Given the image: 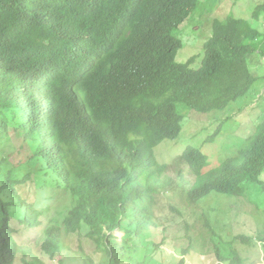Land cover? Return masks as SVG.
I'll return each instance as SVG.
<instances>
[{
  "label": "trees",
  "instance_id": "1",
  "mask_svg": "<svg viewBox=\"0 0 264 264\" xmlns=\"http://www.w3.org/2000/svg\"><path fill=\"white\" fill-rule=\"evenodd\" d=\"M198 2L0 0V142L20 141L16 164L0 158V264L16 263V225L42 227L39 250L51 260L71 236L92 245L97 264L151 259L152 194L170 167L154 148L179 135L177 104L225 110L257 81L247 56L264 58V34L229 15L212 21L199 68H190L194 57L177 63L182 43L173 32ZM252 18L264 20V4ZM179 159L193 176L187 205L218 194L264 211V118L218 165L189 147ZM40 188L69 201L60 223L47 219L49 207L35 208ZM235 243L255 244L245 235L214 244L216 264H243ZM80 257L95 264L92 253Z\"/></svg>",
  "mask_w": 264,
  "mask_h": 264
},
{
  "label": "rangeland",
  "instance_id": "2",
  "mask_svg": "<svg viewBox=\"0 0 264 264\" xmlns=\"http://www.w3.org/2000/svg\"><path fill=\"white\" fill-rule=\"evenodd\" d=\"M262 4L264 0H202L201 4L197 3L186 20L187 24L173 32L182 43L175 61L183 64L194 57L190 68L200 67L203 45L210 37L214 19L221 20L232 15L252 23L264 34V20L252 18L255 8ZM246 60L251 73L257 78L247 96L231 103L225 110L206 114L177 104L176 110L183 116L179 135L154 148L156 161L170 167L158 179L152 194L157 227L154 242L157 246L154 248L150 245L154 254L147 264H177L184 250H188L183 257L184 264H216L214 244L222 247L223 243L237 235L251 237L255 243L248 247L234 244L242 256L243 264H264V241H260L264 238V211L256 209L247 199L218 194H211L194 206L187 205L183 196L192 185L193 177L179 159L180 154L189 147L205 154L212 166L218 165L243 146L246 137L254 132L255 126L264 118V96L260 98L264 93V58L250 54ZM220 123L221 126H218ZM217 128L219 132L214 135ZM19 144L20 141L15 139L0 142V158L6 159L8 167L18 161ZM261 177L264 181V174ZM54 192L55 195L51 196L49 190L40 188L35 208L49 207L47 219L60 223L69 209V201L58 196L60 193L57 189ZM258 201L261 202L262 198ZM43 222L47 221L43 219ZM15 228L18 229L15 239L19 250L15 264H23L24 261L37 264H84L81 253H92V259L97 264L92 245L84 239L69 237L67 248L60 257L51 260L39 250L43 240L42 227L31 229L16 225ZM115 237L119 241L122 233L116 232Z\"/></svg>",
  "mask_w": 264,
  "mask_h": 264
},
{
  "label": "clouds",
  "instance_id": "3",
  "mask_svg": "<svg viewBox=\"0 0 264 264\" xmlns=\"http://www.w3.org/2000/svg\"><path fill=\"white\" fill-rule=\"evenodd\" d=\"M198 3H200V4H201V3H202V0H199V2H198ZM262 14H263V13H261V15H260V16H262ZM262 17H263V16H262ZM262 17H261V18H262ZM262 19H263V18H262ZM221 20H222V19H221ZM212 21H213V20H212ZM211 23H212V22H211ZM186 24H187V23H186V21H185V22H184V23H183L181 26H183V25H186ZM251 24H252V23H251ZM258 31H259V30H258ZM261 33H262V32H261ZM191 176H192V175H191ZM192 177H193V176H192Z\"/></svg>",
  "mask_w": 264,
  "mask_h": 264
},
{
  "label": "bare ground",
  "instance_id": "4",
  "mask_svg": "<svg viewBox=\"0 0 264 264\" xmlns=\"http://www.w3.org/2000/svg\"><path fill=\"white\" fill-rule=\"evenodd\" d=\"M10 194V193H9Z\"/></svg>",
  "mask_w": 264,
  "mask_h": 264
}]
</instances>
